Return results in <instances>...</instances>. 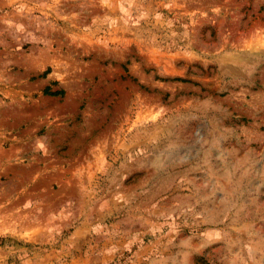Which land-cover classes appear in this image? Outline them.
<instances>
[{
    "label": "rangeland",
    "instance_id": "obj_1",
    "mask_svg": "<svg viewBox=\"0 0 264 264\" xmlns=\"http://www.w3.org/2000/svg\"><path fill=\"white\" fill-rule=\"evenodd\" d=\"M0 264H264V0H0Z\"/></svg>",
    "mask_w": 264,
    "mask_h": 264
},
{
    "label": "trees",
    "instance_id": "obj_2",
    "mask_svg": "<svg viewBox=\"0 0 264 264\" xmlns=\"http://www.w3.org/2000/svg\"><path fill=\"white\" fill-rule=\"evenodd\" d=\"M49 93L52 94V95H56V94H60L61 91H50Z\"/></svg>",
    "mask_w": 264,
    "mask_h": 264
}]
</instances>
